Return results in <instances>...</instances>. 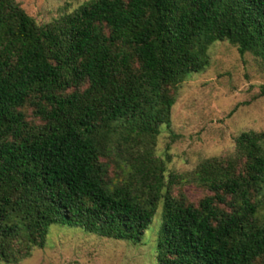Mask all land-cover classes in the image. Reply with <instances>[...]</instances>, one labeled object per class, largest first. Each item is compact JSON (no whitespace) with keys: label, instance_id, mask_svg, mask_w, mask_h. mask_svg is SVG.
<instances>
[{"label":"trees","instance_id":"trees-1","mask_svg":"<svg viewBox=\"0 0 264 264\" xmlns=\"http://www.w3.org/2000/svg\"><path fill=\"white\" fill-rule=\"evenodd\" d=\"M223 40L264 61V0H87L41 24L0 0V263L52 224L139 244L160 204L154 264H264V130L195 165L196 202L154 154Z\"/></svg>","mask_w":264,"mask_h":264},{"label":"rangeland","instance_id":"rangeland-1","mask_svg":"<svg viewBox=\"0 0 264 264\" xmlns=\"http://www.w3.org/2000/svg\"><path fill=\"white\" fill-rule=\"evenodd\" d=\"M14 1L41 24L87 0ZM207 51L208 65L176 89L169 124L160 127L154 145L172 176L171 193L181 191L191 202L207 193L190 174L201 159L231 153L240 131L264 130V61L249 52L239 55L224 40L213 41ZM160 223L159 204L139 244L52 224L43 247L31 248L14 264H154Z\"/></svg>","mask_w":264,"mask_h":264}]
</instances>
